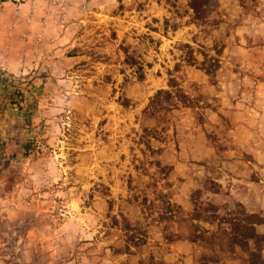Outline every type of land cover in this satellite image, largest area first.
Listing matches in <instances>:
<instances>
[{"label":"rangeland","instance_id":"obj_1","mask_svg":"<svg viewBox=\"0 0 264 264\" xmlns=\"http://www.w3.org/2000/svg\"><path fill=\"white\" fill-rule=\"evenodd\" d=\"M204 10L0 1V264H203L196 202L264 217V0ZM170 78L191 106L149 116Z\"/></svg>","mask_w":264,"mask_h":264},{"label":"trees","instance_id":"obj_2","mask_svg":"<svg viewBox=\"0 0 264 264\" xmlns=\"http://www.w3.org/2000/svg\"><path fill=\"white\" fill-rule=\"evenodd\" d=\"M0 1L4 2L6 0ZM186 1L192 10L193 18L202 19L205 15L204 7L209 0ZM203 69L209 75H213L216 70V68L210 69L209 67H203ZM139 78H142V76L140 75ZM0 84L1 89H6L5 79H0ZM168 87L171 90L159 89L149 100L145 108V112L149 116H153L160 111L177 108L179 104L183 107L191 106L174 78L168 80ZM29 115L27 110H24L21 116L28 119ZM166 205V208L171 209L165 211V213H168L165 219L171 220L172 217L174 218L172 208L176 206L167 201ZM217 210L218 208L211 203L196 202L189 214L191 224L188 235L185 238L193 243L201 242L207 244V247L212 251L211 254H201L199 261L203 264L216 263L219 261V254H234L235 250L238 249L245 254L242 260L243 264H264V255L262 254L264 234H259L256 231L257 226L264 225V217L260 213L248 212L240 203L234 204L232 210L224 215H219ZM199 222L210 225L215 224V228L213 230L203 228ZM128 228L126 227L125 230H128ZM131 238L132 236L128 239L134 245L143 241L142 238H138L136 242H133L134 240ZM123 251H129L128 244Z\"/></svg>","mask_w":264,"mask_h":264},{"label":"crops","instance_id":"obj_3","mask_svg":"<svg viewBox=\"0 0 264 264\" xmlns=\"http://www.w3.org/2000/svg\"><path fill=\"white\" fill-rule=\"evenodd\" d=\"M30 3L32 2L34 5L35 4H37V3H39L40 1H42V0H28ZM34 12H35V9H34ZM37 12V11H36ZM57 21V23H58V20H56ZM64 38V37H63ZM73 58V57H72Z\"/></svg>","mask_w":264,"mask_h":264},{"label":"built area","instance_id":"obj_4","mask_svg":"<svg viewBox=\"0 0 264 264\" xmlns=\"http://www.w3.org/2000/svg\"><path fill=\"white\" fill-rule=\"evenodd\" d=\"M57 21H55V23H56Z\"/></svg>","mask_w":264,"mask_h":264}]
</instances>
